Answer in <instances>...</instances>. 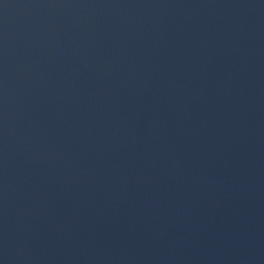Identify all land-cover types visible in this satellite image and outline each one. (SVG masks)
<instances>
[{
  "label": "water",
  "instance_id": "water-1",
  "mask_svg": "<svg viewBox=\"0 0 264 264\" xmlns=\"http://www.w3.org/2000/svg\"><path fill=\"white\" fill-rule=\"evenodd\" d=\"M0 264H264V0H0Z\"/></svg>",
  "mask_w": 264,
  "mask_h": 264
}]
</instances>
